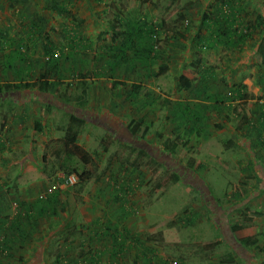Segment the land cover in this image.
<instances>
[{
	"label": "rangeland",
	"instance_id": "obj_1",
	"mask_svg": "<svg viewBox=\"0 0 264 264\" xmlns=\"http://www.w3.org/2000/svg\"><path fill=\"white\" fill-rule=\"evenodd\" d=\"M11 1L0 0V28L7 36L16 40L21 38V15L34 19L36 15V19L43 21L45 29L41 36L37 34L34 41L36 48L31 47V42L26 43L31 55L35 54V60L44 58L47 61V54L44 53L49 48H53L59 57L67 53L65 34L69 36L73 28L72 16H59L47 10V6L51 5L50 0ZM237 1L242 4L253 0ZM66 2L72 15L84 20L79 31L83 43L92 46L87 52L79 51L74 57L77 61L88 62L93 72L99 54H104L103 49L107 56L109 54L108 22H117L125 16L129 18L131 14L136 18L147 16L152 22L161 23L155 44L157 57L149 69L136 68L129 72L126 70L131 66H126L121 72L117 71L113 78L124 82L123 86H115L112 78L107 76H90L86 79L89 85L88 102L81 112L86 116L91 111L97 112L86 119L77 142L97 159L98 170L108 165L106 176L98 184L88 182L83 186L52 188L56 175L51 171H55L54 167L59 162L54 158V152L60 146L69 121L61 98L67 90H71L73 95L78 94L77 80L81 78L66 76L55 100L47 102L28 92L0 94V219L5 221V227H0V264H56L54 259L60 251L63 259L78 258V263L84 264L85 255L79 249L80 244L81 248L86 246L80 243L85 241V237L79 234L80 231L85 233L82 220H86L83 218L94 203L98 204L99 209L105 208L107 213H111L113 207L107 205L110 198L101 197L98 200L93 191L95 185L105 187V182H108V178L113 180V176L118 181L123 178L132 182L135 179L139 185L130 197L131 204H135L134 212L130 213L133 215L122 217L120 214L116 220L118 227L127 226L131 230L128 243L134 247L116 264H123L127 259V264H162L164 260L177 264H260L264 259V168L261 166L264 148L257 144L256 135L243 139L247 130L240 121L247 112L255 120L253 111L259 102V87L255 83L258 69L249 56L253 46H245L241 59L229 56L224 46L214 50L199 47V39L207 40L208 34L205 28L198 27L202 16L215 9V6L211 7L215 0H175L173 3L171 0ZM255 2L264 3V0ZM38 31L41 32V29ZM19 42L17 40L14 46L18 47ZM207 70L213 71L214 77L204 80L203 75ZM180 74H185L192 81L190 91H178ZM5 79L10 80V77H2L0 72V81ZM69 83L72 87H68ZM133 84L140 85L139 95L135 100L127 99ZM200 84H206L212 92H228L239 85L245 86V97L235 103L239 104L235 113L238 119H225L210 109L202 122L200 135L178 137L173 133L175 124L169 120V115H172L169 107L183 101L186 107L194 109L196 104L209 102L203 95L198 100L196 92ZM146 101L151 105H145ZM48 103H55L60 111L48 114ZM29 109L31 113H28ZM22 111L26 115L25 120L17 118L11 121ZM138 117L146 119L145 126L148 125L149 129L145 139L153 147L162 148L164 140L178 143L176 154L180 153L178 160L181 166L167 156L163 163L157 160L148 143V155L133 152L131 144L145 148L138 138L120 136L119 141L110 139L107 132L109 127L105 122L111 127L116 126L115 122L119 123V127H125L130 118ZM36 121L42 125L41 131L33 128ZM239 125L241 128L237 132ZM219 126L222 128L218 129ZM229 141L231 144H227ZM43 156L45 162L42 161ZM188 158L196 162L193 171L184 167ZM73 166L79 171L83 168L93 170V165L84 164L78 158L74 159ZM172 172H177L181 179L174 182ZM53 191H59L56 195L59 202L57 214H43L41 217L37 214L28 217L16 214L19 204L37 198L45 203ZM253 211L259 212V215L245 222V214L247 216ZM16 217L18 224L15 234H23V238L14 239L5 247L3 237L13 234L7 225ZM235 222L242 223L243 227L231 232L229 228ZM132 237L137 238L142 246L134 244ZM232 238L237 242L247 239L246 249L237 247ZM107 239L102 240L101 245L106 244ZM219 240L224 242L209 246ZM136 248H143L145 257L139 256ZM63 259L62 264L66 261ZM108 260L104 256L99 262L108 264Z\"/></svg>",
	"mask_w": 264,
	"mask_h": 264
},
{
	"label": "trees",
	"instance_id": "obj_2",
	"mask_svg": "<svg viewBox=\"0 0 264 264\" xmlns=\"http://www.w3.org/2000/svg\"><path fill=\"white\" fill-rule=\"evenodd\" d=\"M50 1L51 5L47 6V10L52 11L59 16L64 14L69 17L72 16L71 25L73 28L70 30L71 33L69 36H66L65 34L68 41V43H66L67 48L65 47V49H67V53L59 57V55H56V51L53 48H49L44 53L48 55H46L47 61H45L44 58H38L35 60V54L31 55L30 48H26V43L31 42V47L35 46L36 48V43L34 41L37 39V34H39L38 36H41V33L45 29L44 23L40 18L36 19V15L35 19L28 16L26 17V15H21L19 22L23 36L17 39L18 42L20 41L18 47L14 46V44L17 43V40L7 36V33L0 28V54L2 53V55H0V72L2 77L5 75L10 77V80L5 79L3 82L0 81V94L9 93L11 91L28 92L37 95L38 98L44 99L45 102H47V100L50 99L55 100L56 93L58 92L59 87L63 84L66 76L71 78H81L80 80H77L80 89L79 93L73 95L71 90H67L61 98L62 106L64 107L65 112H68L69 114V121L64 131V137L60 140V146L58 150L54 152V158L58 159L59 162L57 163V166L54 165L55 171H51V173L56 175L53 180V186H55V189H60L59 185H64L65 183L67 184L68 176H74L76 182L73 185H64V187L74 185L83 186L88 182H95L97 184L98 181L106 176L108 165H105L106 167L104 166L98 170V166L95 163L97 159L94 158L87 150L82 148L77 142L78 134L80 133L82 126L86 123V119H90V116L97 112L91 111L88 116L81 112L85 109L83 107H86L88 102L89 85L86 79L90 76H107L112 78V83L115 86H123L125 85L124 82L114 80L113 78L115 77L117 71L121 72L123 68L126 69V66H131V68L126 70L129 72H133L136 68L149 69L151 64L154 62V59L157 57L155 44L156 36L159 32L158 27H160L161 23L155 20L152 22L147 16L144 18H136L132 14L129 18H127L128 16H125L124 18L118 19V24L113 20L109 21L108 27L110 29V46L107 49L109 54L107 56L103 49L104 54H99V60L96 59L95 65L93 66L95 67V71L93 72L88 62L85 63L84 60L77 61L74 57L79 51L85 53L87 52V49L89 50L92 47L91 44L83 43L81 33L79 31V27L84 20L76 19V17L72 15V13L67 9V0ZM102 1L103 0H98V2ZM174 1L175 0H171L172 3ZM7 2H9V0H7ZM10 2L12 1L10 0ZM249 4L258 6L261 4L264 8V3H258L255 2V0ZM213 6H215L213 12L208 15L204 14L198 27L200 29H206L208 39L203 43H200L202 39H199L198 45L200 48L212 50L217 49L220 46L227 47L225 50L229 53V56L238 59H241L243 49L246 45L251 44L253 46L250 50L251 54H249V56L258 69V76L255 83L259 87L260 95L257 97L259 102L256 104V110L253 111L255 114V120L251 118L253 115L247 112L244 113L241 117L242 120L240 119V121H242L241 125L245 126L247 130V134H244L245 136L243 139H250L252 136L256 135L257 144L264 148V12L254 13L256 17L254 20L253 14L248 13V11H244L241 2L237 0H220L214 5H211V7ZM247 15H250L249 18L246 17ZM154 23L156 25L159 24V26H155ZM39 28L41 29V32L38 31ZM6 50H9V52L6 53ZM213 75V71L207 70L205 71L203 78L205 80V78L214 77ZM69 86L72 87V84L69 83L68 87ZM192 86V81L189 80L185 74H180L178 76V91H190ZM139 87V84H133L127 99L131 98V100H135L136 96L139 95ZM197 89L198 91L196 92V95L198 96V100L203 95V98L209 102L196 104L194 109L186 107L183 101L177 102V104H173L169 107L172 114L169 115V120L171 119L175 124V131L173 133L174 135H179L178 137L200 135V131L203 126L202 122L206 119L207 113L210 109L215 110L217 113L221 114L222 117H225V119H233L236 121V119H238V115L235 113L237 112L239 104L235 103L242 100L246 94L245 86L243 85L229 89L228 92L216 90L212 92L207 89L206 84L198 85ZM119 96H121V93H119ZM74 100L75 103L72 104ZM153 102H155L154 99ZM148 104L151 105V103L146 101L145 105ZM47 106L48 114L60 111L55 106V103H48ZM145 120L146 119L144 117L130 118L125 127H119V123L116 122L115 127H111L108 122H105V125L109 127L107 132H109L108 134L110 135L111 140L114 139L115 141H119L118 137L120 136L140 139L143 142L140 145L142 147L145 145V148H140L131 144V150L133 152L137 151L140 154L148 155V149L146 148V143H148L147 146L149 149L151 148L150 151L153 152L157 160L160 159L163 163V161L166 160L164 157L167 156L168 158L170 157L176 164L181 166L182 164L180 163V160H178L180 153L176 154L178 151V143L176 141L169 142L168 140H164L162 144L163 147L160 149L156 146L153 147V144L146 141L145 135L147 134L149 126H145ZM240 121L238 123H240ZM33 128L37 129V131H41L43 127L38 121H36ZM221 128L222 126L218 127V129ZM240 128V125L237 126L236 131L238 132ZM184 131L186 134H179H183ZM205 135H207V133ZM227 144H231V141L227 142ZM174 155H177V157ZM77 158L84 164L93 165V170L83 168L79 171L75 166H73L74 159ZM258 158L260 160V157ZM42 161H46L44 156L42 157ZM261 163V166L264 168V158ZM195 166L196 162L193 158H188L187 164L184 167L186 170H192ZM118 167H120L119 164ZM171 176L174 182L181 179V176L177 174V172H172ZM115 179L116 176H113V180L108 178V182H105L104 184V186L106 185V188L102 186L103 190L110 189V191L114 192L115 195V198L110 197L107 205L110 208L113 207L115 214L118 213L119 215L122 214V217H129L133 215L130 213L134 212L135 207V204H131L130 197L135 193L139 185L135 182V179L132 182L127 180L124 181L122 180L123 178L121 181ZM58 192L59 191H53L52 194L48 196L45 203H43L41 199L37 198L35 201L33 200L31 202H23L19 204L16 214H21L20 217H28L33 214H37L40 217L43 214H57V205L59 202H57L58 200L56 195ZM251 213L252 214L249 215L247 214V216L245 214V222H249L253 216L259 215V212L256 211ZM16 218L10 220L7 225V229L12 231L11 233L13 234L10 237H3L2 244L5 247H8L14 239L23 238V234H15L16 225L18 224V218ZM94 223L95 226L91 229L93 236L91 238H85V241L89 240L95 243L99 242L100 244L102 240L107 238H109L110 241L107 239V243L102 245L104 246L103 250H100L97 253L88 252L91 255L83 258L84 264H86V262L87 264H100L99 261L101 260V257L104 256L109 259L108 264H116L119 260L125 257L126 253L133 249L132 247H134V245L131 244V246L128 243L129 238L131 240V230L127 228V226L118 227L119 224H117V221L113 224L110 220L107 221V218L98 219L94 221ZM4 224L5 221L0 219L1 228L5 227ZM242 227V223L235 222L229 229L231 232H235L242 229ZM79 234L86 237L85 233L81 231ZM132 239L134 244L140 247L142 246L137 238L132 237ZM224 240L212 242L209 246L217 245L218 243L224 242ZM232 240L237 247L241 249L246 247L247 239H243L238 242L233 238ZM138 249L139 248H136L138 255L140 256L141 254V256L143 255L145 257V251L143 248ZM60 250L61 248H59V251ZM60 252L56 254L54 259L56 264H60L63 259L62 253ZM82 253L85 255L86 252L82 251ZM63 260H66L63 264H79L78 258L70 259L68 257V259ZM67 260H69V262ZM133 260L135 262V259ZM128 261V259L125 260L123 264H127ZM172 263L177 264L175 261ZM172 263L166 262V260L162 261V264ZM260 264H264V259L261 260Z\"/></svg>",
	"mask_w": 264,
	"mask_h": 264
},
{
	"label": "crops",
	"instance_id": "obj_3",
	"mask_svg": "<svg viewBox=\"0 0 264 264\" xmlns=\"http://www.w3.org/2000/svg\"><path fill=\"white\" fill-rule=\"evenodd\" d=\"M215 3H217V0H215ZM242 8L244 9V11H248V13L250 14H253V19L255 20L256 17H255V14L254 13H263L264 12V8L263 6L260 4V6L258 5H251L249 3H242ZM250 16V15H249ZM249 16L247 15L246 17L249 18ZM199 23V22H198ZM204 41H200V43H203ZM217 48V47H216ZM246 48V47H245ZM250 51V50H249ZM249 51L247 53H249ZM28 113H31L30 112V109L28 110ZM26 115L24 114V112L22 111L19 116L17 117H13L11 121H14V120H17V118L19 119H22V120H25V117ZM21 130V129H20ZM98 184V183H97ZM95 189L93 191V195H95V198L100 200V198H115V195H114V192H111V191H108V190H103V187L101 186H97L95 185ZM108 191V193L106 194V196H103L104 193ZM97 202V200H96ZM99 209V206L97 203H94L92 205H90V208L87 212V216L84 217L83 219L86 218L85 221L82 220V223H84V232L86 233V237L85 238H91L93 236L92 232H91V229L95 226V223L94 221L98 220V219H103V218H107V221L110 220L111 223H115L116 220H118V218L120 217V215L118 213L115 214V211L113 209H110L111 213H107V210H105V208H102V209H99V211L97 212V210ZM90 211V212H89ZM95 213H93V212ZM93 217V218H92ZM102 221H106V220H102ZM80 243H85L86 246H84L83 248H81V244H80V248L81 251H84L86 252L85 253V256H88V255H91L90 253L88 252H91V253H97L99 252L100 250H103L104 246H102L101 244H98L97 242H92V241H89V240H86L85 242H80ZM87 264V262H86Z\"/></svg>",
	"mask_w": 264,
	"mask_h": 264
},
{
	"label": "built area",
	"instance_id": "obj_4",
	"mask_svg": "<svg viewBox=\"0 0 264 264\" xmlns=\"http://www.w3.org/2000/svg\"><path fill=\"white\" fill-rule=\"evenodd\" d=\"M75 182H76V179H75L74 176H68V178H67V184L73 185V184H75ZM67 184L65 183L64 185H67ZM64 185H59V187L62 188V187H64ZM52 188L54 189L55 186H52Z\"/></svg>",
	"mask_w": 264,
	"mask_h": 264
}]
</instances>
